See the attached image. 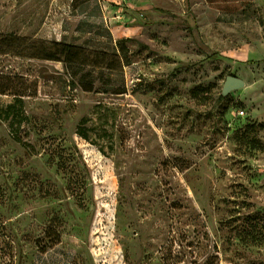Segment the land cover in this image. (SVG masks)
<instances>
[{
  "label": "rangeland",
  "instance_id": "1",
  "mask_svg": "<svg viewBox=\"0 0 264 264\" xmlns=\"http://www.w3.org/2000/svg\"><path fill=\"white\" fill-rule=\"evenodd\" d=\"M0 35L120 61L0 54L35 89L0 95V264H264V0H0Z\"/></svg>",
  "mask_w": 264,
  "mask_h": 264
},
{
  "label": "trees",
  "instance_id": "2",
  "mask_svg": "<svg viewBox=\"0 0 264 264\" xmlns=\"http://www.w3.org/2000/svg\"><path fill=\"white\" fill-rule=\"evenodd\" d=\"M123 40L117 42V46ZM14 54L29 59L63 63L70 84L79 86L85 92L97 91L94 82L86 81L83 70H114L120 61L116 55L107 56L105 52H91L63 42L30 40L14 35H0V54ZM120 93V92H119ZM0 95L31 97L35 95L33 85L22 78L0 75Z\"/></svg>",
  "mask_w": 264,
  "mask_h": 264
},
{
  "label": "water",
  "instance_id": "3",
  "mask_svg": "<svg viewBox=\"0 0 264 264\" xmlns=\"http://www.w3.org/2000/svg\"><path fill=\"white\" fill-rule=\"evenodd\" d=\"M244 86L245 83L240 78L235 76H227L222 87L221 95L225 97L235 90L242 89Z\"/></svg>",
  "mask_w": 264,
  "mask_h": 264
},
{
  "label": "built area",
  "instance_id": "4",
  "mask_svg": "<svg viewBox=\"0 0 264 264\" xmlns=\"http://www.w3.org/2000/svg\"><path fill=\"white\" fill-rule=\"evenodd\" d=\"M237 114H238L239 116H243V115H244V112H243V111H239V112H237Z\"/></svg>",
  "mask_w": 264,
  "mask_h": 264
}]
</instances>
